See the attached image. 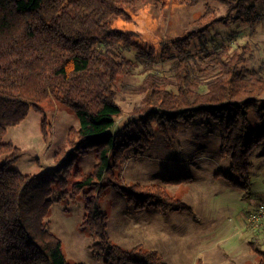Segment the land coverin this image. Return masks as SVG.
I'll use <instances>...</instances> for the list:
<instances>
[{"label":"trees","instance_id":"16d2710c","mask_svg":"<svg viewBox=\"0 0 264 264\" xmlns=\"http://www.w3.org/2000/svg\"><path fill=\"white\" fill-rule=\"evenodd\" d=\"M138 0H0V264H71L61 239L50 230L47 217L56 193L57 202L82 198L84 213L80 226L94 238L90 249L105 253V264H166L160 253L142 244L124 248L108 232V214L100 205L104 178L122 192L136 209L156 206L163 211L192 208L162 185L126 187L121 168L129 151L138 155L149 144L154 130L178 131L181 124L197 118L219 121L222 127L221 154L230 157L237 174L217 173L233 187L250 191V155L264 141V129L247 136L248 110L264 118V62L259 70L246 67L244 51L221 46L197 64L188 47L194 37L202 40L211 26L224 22L217 8L207 3L192 22L191 31L173 41L178 51L170 76L152 69L151 53L147 76L138 90L142 106L136 109V135L111 132L122 107L115 87L126 73L113 43L136 45L134 31H124L113 18L128 17L127 9ZM162 2L163 0H156ZM228 13L249 23L259 21L257 3L264 0H214ZM195 6L200 0H181ZM138 45V44H137ZM136 45V46H137ZM139 46V45H138ZM140 47V46H139ZM141 48V47H140ZM173 85L176 92L168 88ZM53 98L74 112L78 126L71 127L56 163L40 174H24L11 166L21 149L5 140L8 129L20 124L31 109L43 112L42 104ZM46 120L41 129L47 137ZM67 148H70L68 150ZM96 154L90 172L74 165L77 156L89 150ZM187 177H174L179 183ZM256 264H264V249L251 241ZM195 264H203L200 260Z\"/></svg>","mask_w":264,"mask_h":264},{"label":"rangeland","instance_id":"374dc122","mask_svg":"<svg viewBox=\"0 0 264 264\" xmlns=\"http://www.w3.org/2000/svg\"><path fill=\"white\" fill-rule=\"evenodd\" d=\"M217 8V17L225 18L211 26L205 35L207 51H202V40L194 37L188 47L196 55L197 64L208 59L221 46L230 50L244 51L246 67L259 70L264 62V5L257 3L262 18L254 23L236 19L227 7L214 0H200L195 6H187L181 0H138L127 9L128 17L113 18V24L124 31H134L136 45L126 46L114 42L113 48L126 62V73L118 81L116 99L122 113L116 118L111 132L116 135H136L129 127L137 118L136 109L142 106L143 94L138 90L147 76L148 57L151 53L152 69L169 77L170 68L176 61L178 51L173 41L183 38L191 31L192 22L203 11L205 4ZM168 88L176 92L173 85ZM43 112L31 109L18 125L8 129L5 140H12L21 149L19 160L11 168L24 174H40L56 163L55 153L66 141L71 127L78 126L77 116L57 100L50 98L42 104ZM247 136L257 135L264 129V118L258 119L252 109L248 110ZM46 120L47 137L41 129ZM221 123L209 118H197L181 124L177 132L165 133L154 130L149 144L129 159L121 168L124 186L162 185L174 197L192 208L184 210H151V206L136 209L127 197L110 185L107 178L99 202L108 214V232L113 241L124 248L135 244L157 250L166 264H256L257 258L251 241L257 240L264 249V220L252 222V213L264 203V141L250 155V191L234 188L223 176L237 178L230 169V157L221 154ZM70 150V148H67ZM94 150L77 156L74 165L90 172L96 164ZM187 177L179 183H168L174 177ZM56 191L51 196L47 221L62 241L71 264H105V253L90 249L94 238L80 226L84 213L82 198L70 197L60 202ZM156 207V206H152ZM150 208V209H149ZM164 212V213H162ZM174 212V213H173ZM167 213V214H166ZM172 213V215H171Z\"/></svg>","mask_w":264,"mask_h":264},{"label":"built area","instance_id":"2783aa9c","mask_svg":"<svg viewBox=\"0 0 264 264\" xmlns=\"http://www.w3.org/2000/svg\"><path fill=\"white\" fill-rule=\"evenodd\" d=\"M252 213H254L251 217L252 222L258 224L261 220H264V203L257 209H255Z\"/></svg>","mask_w":264,"mask_h":264},{"label":"crops","instance_id":"0c3cea01","mask_svg":"<svg viewBox=\"0 0 264 264\" xmlns=\"http://www.w3.org/2000/svg\"><path fill=\"white\" fill-rule=\"evenodd\" d=\"M218 177H220V176H218ZM218 177H217V178H218ZM223 178H224L227 182H229L225 177H223ZM229 183H230V182H229ZM230 185H231V183H230ZM231 186H232V185H231ZM234 188H235V187H234ZM155 208H158V207H152V206H151V210H154ZM149 209H150V208H149ZM158 210L160 211V208H159ZM192 211H193V210H192ZM162 213H164V212H162ZM173 213H174V212H173ZM166 214H167V213H166ZM171 215H172V213H171ZM138 244H139V243H138ZM135 245H137V244H135ZM135 245H134V246H135Z\"/></svg>","mask_w":264,"mask_h":264}]
</instances>
